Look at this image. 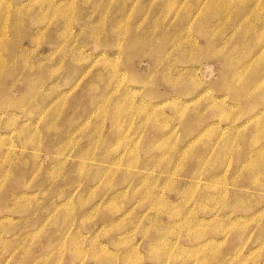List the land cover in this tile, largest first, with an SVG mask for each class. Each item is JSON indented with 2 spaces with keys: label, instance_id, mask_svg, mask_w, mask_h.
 Returning <instances> with one entry per match:
<instances>
[{
  "label": "rangeland",
  "instance_id": "rangeland-1",
  "mask_svg": "<svg viewBox=\"0 0 264 264\" xmlns=\"http://www.w3.org/2000/svg\"><path fill=\"white\" fill-rule=\"evenodd\" d=\"M0 264H264V0H0Z\"/></svg>",
  "mask_w": 264,
  "mask_h": 264
},
{
  "label": "bare ground",
  "instance_id": "bare-ground-1",
  "mask_svg": "<svg viewBox=\"0 0 264 264\" xmlns=\"http://www.w3.org/2000/svg\"><path fill=\"white\" fill-rule=\"evenodd\" d=\"M231 77H232V76H230V79H232ZM222 79H223V78H222ZM223 81H224V80H223ZM231 81H232V80H231ZM227 82H229V80H228ZM225 86H226V84H225ZM227 86H228V84H227Z\"/></svg>",
  "mask_w": 264,
  "mask_h": 264
}]
</instances>
